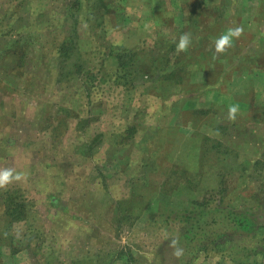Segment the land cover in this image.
I'll list each match as a JSON object with an SVG mask.
<instances>
[{
	"label": "rangeland",
	"instance_id": "rangeland-1",
	"mask_svg": "<svg viewBox=\"0 0 264 264\" xmlns=\"http://www.w3.org/2000/svg\"><path fill=\"white\" fill-rule=\"evenodd\" d=\"M71 1L0 0V169L20 177L0 187V264H153L209 198L264 223L250 197L264 200V1ZM64 42L86 75L59 61ZM12 196L32 201L22 229L5 214ZM263 233L200 259L226 264L241 249L253 264Z\"/></svg>",
	"mask_w": 264,
	"mask_h": 264
},
{
	"label": "trees",
	"instance_id": "trees-1",
	"mask_svg": "<svg viewBox=\"0 0 264 264\" xmlns=\"http://www.w3.org/2000/svg\"><path fill=\"white\" fill-rule=\"evenodd\" d=\"M75 1L77 0H72L71 3ZM0 3L4 5V2ZM6 19L9 20L10 18L7 17ZM101 46L105 48L104 45ZM107 48H109L107 52L110 54V52L115 51L117 47L110 44L107 45ZM68 49L71 50L72 47L64 42L63 46L59 48V61H66L69 64V58H74L72 60V66L76 65L80 70L84 69L83 75H86L87 70L83 60L79 56H70L67 54ZM101 52H103V56L108 54L106 50ZM117 52H119V50ZM121 53L122 52L117 55V62L119 65L129 62L130 64L134 63L135 56L139 51ZM127 54L130 55L128 58H126ZM78 60L80 61L79 63ZM177 63L178 62L176 61L171 64V67H173L172 69L177 67ZM158 71L162 74L164 73L163 68H158ZM67 75L66 72V76ZM57 79H63V74L59 70L57 71ZM215 193L217 192L215 191ZM262 196L264 199V193ZM250 197L255 199L257 207L260 206L262 210H264V200H259L255 193ZM209 199H205L204 202L198 203V206L202 205L201 209H191L183 224L177 228V231L159 245L156 254V261L153 262V264H194L201 255L210 253L213 244L220 245L218 248L219 253H224L225 250L230 248V245L231 247L242 244L246 245V243L252 239L257 230H264V223L260 222L261 220L258 219L255 212L256 210H253L252 208L244 209L237 207L230 202H222L221 200H218V202H212ZM28 201L30 200L25 198H15L12 196L5 204V214L9 217L8 221H10V223L19 222L18 229H22V225L26 226L32 221L31 217L27 214L28 205L26 202ZM31 203L32 201H30V204ZM11 239H14V237H11ZM173 240L177 241L175 246L172 245ZM176 248L182 249V255L179 257L174 255ZM17 249L18 248L14 247L12 251H16ZM263 252L264 243L257 252L258 258H255L254 253H246L247 255L245 254V257L252 258L253 264H261V260L259 259H261V254ZM247 260L249 259H246V261ZM243 264H246L245 261H243Z\"/></svg>",
	"mask_w": 264,
	"mask_h": 264
},
{
	"label": "clouds",
	"instance_id": "clouds-1",
	"mask_svg": "<svg viewBox=\"0 0 264 264\" xmlns=\"http://www.w3.org/2000/svg\"><path fill=\"white\" fill-rule=\"evenodd\" d=\"M242 34V28L235 27L229 28L226 33L221 34L217 39L214 41L215 47V54L224 53L227 48L232 46L233 38H238ZM190 44V34L184 33L180 35L178 42L176 43V52L179 54L182 51H186ZM237 109L235 107H229L228 109V118L235 119ZM19 175H13L12 169H0V187L6 186L10 183L13 179H19ZM177 244L176 240L172 241V245L175 246ZM174 255L179 257L182 255V249L176 248Z\"/></svg>",
	"mask_w": 264,
	"mask_h": 264
},
{
	"label": "crops",
	"instance_id": "crops-1",
	"mask_svg": "<svg viewBox=\"0 0 264 264\" xmlns=\"http://www.w3.org/2000/svg\"><path fill=\"white\" fill-rule=\"evenodd\" d=\"M264 1V0H263ZM263 15H264V10H263ZM247 24H249V25H252L253 24V20H251V22L250 23H247ZM264 29V23L263 22H258L257 23V26H256V28H255V30L258 32H260L261 30H263ZM263 74H264V71L262 72ZM259 78L260 79H262V75H260L259 76ZM254 79V78H253ZM261 119L262 120H258L256 123H262V124H264V117L263 116H261ZM253 238V237H252ZM249 243H250V241L249 242H247L246 243V245H249ZM243 245V244H242ZM242 245H238V246H242ZM241 250V249H240ZM239 250V251H240ZM238 251V257H236V259H232V258H230V257H227L228 259H225V263L226 264H243V261H244V258L243 257H241V254H240V252ZM201 257H199L197 260H196V262L194 263V264H210V261L209 262H206V261H204L203 260V262H202V259H200Z\"/></svg>",
	"mask_w": 264,
	"mask_h": 264
}]
</instances>
